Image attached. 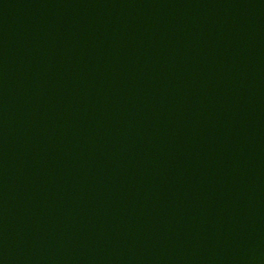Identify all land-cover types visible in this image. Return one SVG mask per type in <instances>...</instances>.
Here are the masks:
<instances>
[{
    "label": "water",
    "instance_id": "obj_1",
    "mask_svg": "<svg viewBox=\"0 0 264 264\" xmlns=\"http://www.w3.org/2000/svg\"><path fill=\"white\" fill-rule=\"evenodd\" d=\"M0 264H264V0H0Z\"/></svg>",
    "mask_w": 264,
    "mask_h": 264
}]
</instances>
